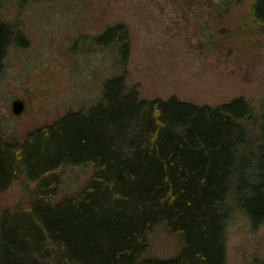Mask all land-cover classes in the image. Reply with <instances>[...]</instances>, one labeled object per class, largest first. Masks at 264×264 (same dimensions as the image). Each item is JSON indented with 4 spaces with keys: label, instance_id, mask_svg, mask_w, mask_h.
<instances>
[{
    "label": "trees",
    "instance_id": "16d2710c",
    "mask_svg": "<svg viewBox=\"0 0 264 264\" xmlns=\"http://www.w3.org/2000/svg\"><path fill=\"white\" fill-rule=\"evenodd\" d=\"M251 16L264 33V0H252ZM24 40L0 18V71L9 46ZM92 40L116 47L120 67L99 99L22 139L0 132V193L20 175L32 185L26 202L0 208V264H226L232 208L252 227L264 222V120L244 97H142L125 84L126 26ZM86 165L87 182L59 197L62 169ZM159 224L179 235L172 256L144 255Z\"/></svg>",
    "mask_w": 264,
    "mask_h": 264
},
{
    "label": "rangeland",
    "instance_id": "374dc122",
    "mask_svg": "<svg viewBox=\"0 0 264 264\" xmlns=\"http://www.w3.org/2000/svg\"><path fill=\"white\" fill-rule=\"evenodd\" d=\"M252 0H0V18L24 37L13 42L0 71V132L22 139L67 110L96 102L103 80L118 72L117 49L93 36L123 23L128 31L126 86L145 98L176 96L218 105L244 97L264 120V33ZM23 109L15 114L12 102ZM256 129V126L255 128ZM253 129V130H254ZM92 165L65 167L58 196L81 188ZM24 175L0 193V208L27 201ZM144 255L169 257L181 246L165 225L152 227ZM226 264H264V222L252 227L237 207L226 225Z\"/></svg>",
    "mask_w": 264,
    "mask_h": 264
},
{
    "label": "water",
    "instance_id": "95a60500",
    "mask_svg": "<svg viewBox=\"0 0 264 264\" xmlns=\"http://www.w3.org/2000/svg\"><path fill=\"white\" fill-rule=\"evenodd\" d=\"M23 109V102L20 99H15L12 102V110L15 114H18Z\"/></svg>",
    "mask_w": 264,
    "mask_h": 264
}]
</instances>
